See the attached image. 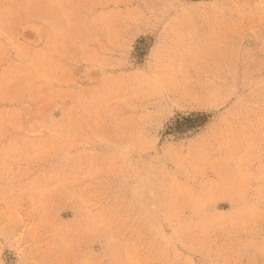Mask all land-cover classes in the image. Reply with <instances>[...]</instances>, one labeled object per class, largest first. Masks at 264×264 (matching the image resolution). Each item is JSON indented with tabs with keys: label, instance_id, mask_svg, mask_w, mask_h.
I'll return each instance as SVG.
<instances>
[{
	"label": "rangeland",
	"instance_id": "rangeland-1",
	"mask_svg": "<svg viewBox=\"0 0 264 264\" xmlns=\"http://www.w3.org/2000/svg\"><path fill=\"white\" fill-rule=\"evenodd\" d=\"M0 264H264V0H0Z\"/></svg>",
	"mask_w": 264,
	"mask_h": 264
}]
</instances>
